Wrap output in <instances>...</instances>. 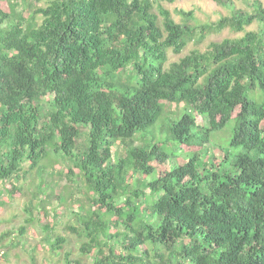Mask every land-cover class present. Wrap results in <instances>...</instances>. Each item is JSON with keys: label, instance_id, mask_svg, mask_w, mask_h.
Instances as JSON below:
<instances>
[{"label": "trees", "instance_id": "16d2710c", "mask_svg": "<svg viewBox=\"0 0 264 264\" xmlns=\"http://www.w3.org/2000/svg\"><path fill=\"white\" fill-rule=\"evenodd\" d=\"M162 1L0 0V207L64 173L33 195L80 239L76 255L44 224L40 264H264V0L179 20ZM157 123L184 163L144 141ZM226 124L237 151L219 158L205 144ZM24 233L0 232V260Z\"/></svg>", "mask_w": 264, "mask_h": 264}, {"label": "rangeland", "instance_id": "374dc122", "mask_svg": "<svg viewBox=\"0 0 264 264\" xmlns=\"http://www.w3.org/2000/svg\"><path fill=\"white\" fill-rule=\"evenodd\" d=\"M161 3L170 10L175 20H179L181 17V15L178 13L179 10L186 11L192 8L196 11L198 16H201L207 12L211 15V18L216 17L214 10L217 8V6L213 0H172L171 2L162 1ZM154 11H157V8H154ZM230 35H233L232 32H230L228 29H224L221 33L209 35L204 45L208 44L210 40H220L223 37ZM201 47H203V45ZM193 48L194 44L190 43L181 53L178 54L169 49L167 52L168 62L178 60L179 57L188 53ZM174 108L175 107H172V109ZM182 111L183 107L181 104L180 112ZM163 115L165 118L177 117L176 113L172 114L168 110H164ZM197 120L206 122V119L202 116H198ZM156 126L157 135L155 136L154 140H151V136H147L144 141L162 142L166 151L171 155L170 165L184 163V161H186L188 158V154L183 152L180 147L178 151L174 150L173 147L176 146V143L174 140L166 138L167 130L165 128L162 129L160 127V123H157ZM230 127V124H226L223 129L211 133L208 142L205 144L209 151H215L217 157L219 158L223 156V152L227 153L232 158L233 154L237 151L229 145V132L231 130ZM227 131H229V134H227ZM66 184H68V178L64 173H61V175H58L56 172L50 174V171L46 169H43L41 172L37 171L34 173V183L31 189H28L26 186H24V184H22V194L20 196L14 194L16 195V201L10 202L3 207H0V232L14 229L21 224H25L26 226V233H24L22 235V239H20V241H24L23 244L12 246L10 249L9 260H0V264H23L25 262H29V251H31V247L36 245L37 247L34 252L37 263L40 264L46 261V258L44 257L47 256V251L45 249H41L42 246H40V244L44 236L42 226L47 223L54 224L56 226V231L58 230V232L62 235H66V237L69 239L68 247L73 249L74 254L77 255L80 239H78L66 228H63V230L61 229L62 225L67 223L70 218L66 210L60 209L64 214L63 216L54 215V212L51 208L48 209V214H43L40 209L42 200L46 199L45 201H47L49 198L45 196L44 193H38L37 196L33 195V192L37 191V186H43L44 191L48 190V186L52 187L57 194L59 190ZM0 186L2 187L3 185L0 183ZM0 195H2V192ZM55 199V196H53L52 200L55 201ZM27 218L31 219L29 223H26ZM38 245L40 247H38ZM83 261L89 262L90 259L83 257Z\"/></svg>", "mask_w": 264, "mask_h": 264}]
</instances>
